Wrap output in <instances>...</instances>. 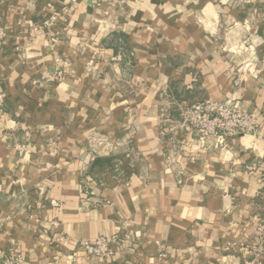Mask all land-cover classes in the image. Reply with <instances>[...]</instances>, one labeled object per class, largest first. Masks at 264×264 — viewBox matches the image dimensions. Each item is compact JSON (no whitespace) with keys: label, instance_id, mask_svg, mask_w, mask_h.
Returning a JSON list of instances; mask_svg holds the SVG:
<instances>
[{"label":"crops","instance_id":"crops-1","mask_svg":"<svg viewBox=\"0 0 264 264\" xmlns=\"http://www.w3.org/2000/svg\"><path fill=\"white\" fill-rule=\"evenodd\" d=\"M68 3L71 32L53 44L41 26ZM57 67L63 78L45 83ZM202 97L254 114L257 134L172 129ZM0 101V259L251 258L242 244L264 217V0H0ZM108 235L110 260L78 248Z\"/></svg>","mask_w":264,"mask_h":264},{"label":"built area","instance_id":"built-area-1","mask_svg":"<svg viewBox=\"0 0 264 264\" xmlns=\"http://www.w3.org/2000/svg\"><path fill=\"white\" fill-rule=\"evenodd\" d=\"M69 10L70 4L68 3L66 6L62 7L60 11L58 10L51 13L44 20L41 27L50 35L51 43L55 44L61 41L63 38L60 36L62 35V31H65L67 34L71 32V29L66 23L65 16ZM63 76L64 70L57 67L44 78V82L53 83L61 80ZM7 113L8 111L3 102L0 101V123L3 122ZM172 129L182 132H192L200 138L222 137L228 140L244 135L257 134L259 122L254 114L239 109L232 104L230 99L216 101L207 97H202L190 105L180 106L179 117L173 124ZM18 149L21 152L28 151L24 145H21ZM54 204L57 205L56 202ZM252 235L254 243L242 244L246 252L251 254V258L245 259L244 264H261L259 256L264 248V217L255 225ZM116 240V235L100 236L94 241H81L78 248L88 255H96L105 260H110L114 255L112 247ZM163 255V253L160 254V257ZM0 260L6 261L4 264H7V262L9 264H24L25 258L20 254L12 256L4 255ZM152 264L158 263L154 262Z\"/></svg>","mask_w":264,"mask_h":264},{"label":"rangeland","instance_id":"rangeland-1","mask_svg":"<svg viewBox=\"0 0 264 264\" xmlns=\"http://www.w3.org/2000/svg\"><path fill=\"white\" fill-rule=\"evenodd\" d=\"M16 255V254H15ZM10 256H12V255H10ZM4 262L6 263V261H1L0 260V264H4ZM7 264H9L8 262H7Z\"/></svg>","mask_w":264,"mask_h":264}]
</instances>
